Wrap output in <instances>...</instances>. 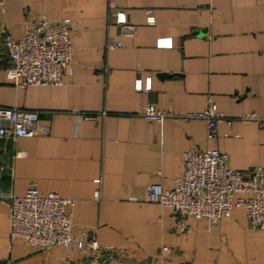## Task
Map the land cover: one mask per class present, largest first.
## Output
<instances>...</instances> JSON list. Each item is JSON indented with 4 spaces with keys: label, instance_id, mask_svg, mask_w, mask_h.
I'll list each match as a JSON object with an SVG mask.
<instances>
[{
    "label": "crops",
    "instance_id": "obj_1",
    "mask_svg": "<svg viewBox=\"0 0 264 264\" xmlns=\"http://www.w3.org/2000/svg\"><path fill=\"white\" fill-rule=\"evenodd\" d=\"M38 15L71 20L72 73L60 85L16 87L5 37L23 35ZM145 105L169 114L146 119ZM210 105L223 115L211 138L204 117L187 116ZM0 106L35 111L42 129L0 139V192L33 183L72 198L75 230L90 229L104 249L93 260L11 241L0 197V260L264 264V229L250 228L244 207L211 229L188 218L190 230L178 232L175 213L146 198L150 184L173 188L187 151L216 148L232 169H264V0H0Z\"/></svg>",
    "mask_w": 264,
    "mask_h": 264
},
{
    "label": "built area",
    "instance_id": "obj_2",
    "mask_svg": "<svg viewBox=\"0 0 264 264\" xmlns=\"http://www.w3.org/2000/svg\"><path fill=\"white\" fill-rule=\"evenodd\" d=\"M115 22L130 34L124 14L110 5ZM147 21L153 22L148 16ZM71 20L67 17L53 21L44 15L31 17L23 35H6L10 65L6 75L16 87L29 85H60L63 75L72 73L73 46ZM127 26V27H126ZM162 42H158V45ZM115 41L112 47L119 46ZM140 114L150 120H162L169 113L145 105ZM187 116L204 117L207 136L214 135L215 123L222 118L212 105L203 112ZM253 118V115H249ZM260 125L264 120H259ZM42 131L35 111L16 106H0V139L16 140L31 137ZM20 155L15 151L14 156ZM228 154L216 148L187 151L183 155L182 172L171 189L157 184L146 188V198L170 208L176 215L178 232L190 230L188 218L203 220L211 229L219 219L230 215L233 207H244L250 228L264 229V169L257 166L248 172L232 169ZM97 195V192H96ZM8 202L9 238L26 246L46 250L53 245L74 249L81 258L95 260L104 249L94 233L84 227L75 230V222L68 207L72 198L54 192H41L32 183L23 193H2ZM0 264H8L0 260ZM64 264V263H59Z\"/></svg>",
    "mask_w": 264,
    "mask_h": 264
}]
</instances>
